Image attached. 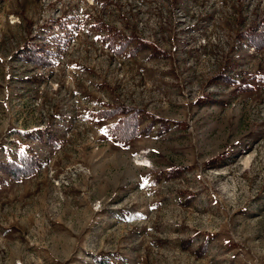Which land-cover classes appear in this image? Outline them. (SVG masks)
<instances>
[{
  "label": "rangeland",
  "instance_id": "1",
  "mask_svg": "<svg viewBox=\"0 0 264 264\" xmlns=\"http://www.w3.org/2000/svg\"><path fill=\"white\" fill-rule=\"evenodd\" d=\"M256 33L264 0H0V264H264ZM128 109L163 124L121 143Z\"/></svg>",
  "mask_w": 264,
  "mask_h": 264
},
{
  "label": "trees",
  "instance_id": "2",
  "mask_svg": "<svg viewBox=\"0 0 264 264\" xmlns=\"http://www.w3.org/2000/svg\"><path fill=\"white\" fill-rule=\"evenodd\" d=\"M248 38L252 41L253 45L257 49H262L264 47V33H256V34H249ZM111 42V47L114 45L116 39L121 42L122 50L126 49L133 41L135 43H139L136 38H122L120 35L115 34L113 36ZM139 47V46H138ZM35 57V51L33 53ZM121 114L123 115L117 122L108 126V134L115 139H117L121 143H127L132 139L147 134L151 131V128L155 125L163 124L161 120L155 119V117L144 114L137 110H124V111H117L114 114L109 112H101L98 113V118H111L113 115ZM146 122H149V125H145ZM165 127V126H164ZM21 161H23L22 165H11L4 167L6 170L5 172L7 175L13 180H19L26 176L31 175L34 173L36 168L39 166L38 160H35L33 157L23 154L21 156ZM101 264H106L104 261Z\"/></svg>",
  "mask_w": 264,
  "mask_h": 264
}]
</instances>
